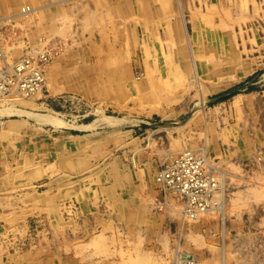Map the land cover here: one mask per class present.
<instances>
[{"label":"rangeland","instance_id":"1","mask_svg":"<svg viewBox=\"0 0 264 264\" xmlns=\"http://www.w3.org/2000/svg\"><path fill=\"white\" fill-rule=\"evenodd\" d=\"M43 1L0 0L1 30L18 26L22 34L7 52L10 60L27 46L38 47L40 36L67 39L47 64L41 91L0 97L3 118L26 114L56 129L82 122L87 130L79 133L95 131L99 143L93 163L97 175L107 173L106 163L114 170L116 160L127 156L132 165L135 156L151 161L154 181L165 159L189 147L206 149L207 159L227 177L243 175L244 163L263 158L264 143L258 151L244 139L254 138L257 129L264 132V0H189V5L185 0H68L36 9ZM22 5L29 10L21 13ZM57 10L64 15L58 17ZM46 114L64 123L46 122ZM101 115L119 122L106 123ZM172 206L179 211L171 213L174 217L191 224L188 234L138 230L135 238L113 227L88 244L101 255L91 264H172L176 252L192 253L204 264H264V203L248 208L249 213L239 210L246 226L233 222L232 228L237 209L228 200L223 217L215 211L183 219L181 202L176 199ZM21 225L23 231L13 239L18 247L6 252L25 247L36 254L33 264L39 263L41 245L44 256L48 248L83 250L72 244V228L69 242L47 243L50 231L39 212ZM215 251L221 252L219 259L209 260Z\"/></svg>","mask_w":264,"mask_h":264},{"label":"crops","instance_id":"2","mask_svg":"<svg viewBox=\"0 0 264 264\" xmlns=\"http://www.w3.org/2000/svg\"><path fill=\"white\" fill-rule=\"evenodd\" d=\"M56 1L45 0L35 8H47L68 0ZM185 4L189 5V0H185ZM56 13L61 17L65 12L57 10ZM247 69L245 64L242 72ZM83 126L85 124L79 122L73 127L62 125L60 128L65 130L56 129L26 114L9 118L0 115V248L3 249L0 264L34 263L36 254L25 247L6 252L9 247H18L19 241L13 239L23 231L22 221L33 212L40 213L50 231L49 236L46 235L47 243L48 240L53 243L54 239L57 245L59 241H68L72 228V244L83 246L78 254L59 251L55 246L56 249L48 248L44 256V245H41L38 264H91L101 255L88 244L93 242V236L102 237L100 233L106 235L113 227L131 231L135 238L138 230L159 232L168 237L174 236L176 230L182 235L191 230L190 223L171 214L177 215L172 206L176 199L181 204L183 199L173 191L162 190L153 181L154 166L149 159L141 161L133 156L131 165L125 156L116 160L114 170L106 163L107 173L97 175L93 163L99 143L93 139L95 131L79 133L87 130ZM262 128L264 131V123ZM244 142L260 151L264 132L257 129L254 138L245 137ZM123 145L127 150L126 144ZM249 149H243V154ZM202 150L210 158L208 151ZM250 163H244L243 175L227 177L224 173L222 176L226 193L229 190V205L237 209L230 218V228L233 222L246 226L244 219L239 217V210L249 213V209H257L264 203V156ZM67 202L74 207L66 209ZM244 204L247 208L239 209ZM213 254L208 258L216 261L221 252Z\"/></svg>","mask_w":264,"mask_h":264},{"label":"built area","instance_id":"3","mask_svg":"<svg viewBox=\"0 0 264 264\" xmlns=\"http://www.w3.org/2000/svg\"><path fill=\"white\" fill-rule=\"evenodd\" d=\"M21 10L26 12L28 6ZM11 20L12 17L7 19ZM1 26L4 25H0V97L31 96L41 91L45 86L47 64L65 48L67 39L40 36L38 47L27 46L21 56L10 60L7 52L14 42L22 39V34L18 26L6 32ZM220 171L222 169L206 160L201 152L186 148L160 164L155 183L162 190L177 193L183 199V215L192 219L223 205L227 193ZM171 263L203 264L189 252H176Z\"/></svg>","mask_w":264,"mask_h":264},{"label":"bare ground","instance_id":"4","mask_svg":"<svg viewBox=\"0 0 264 264\" xmlns=\"http://www.w3.org/2000/svg\"><path fill=\"white\" fill-rule=\"evenodd\" d=\"M58 1V0H57ZM56 1V2H57ZM132 1H134V0H132ZM60 2V1H59ZM7 2L5 1V4H6ZM138 3V2H137ZM50 4V3H49ZM1 5H2V3H1ZM5 6V5H4ZM23 6H28V5H22L21 6V8L23 7ZM45 6V5H44ZM21 8H20V11H21V13H25V12H23L22 10H21ZM2 9V8H1ZM7 10V9H6ZM28 10H29V7H28ZM27 10V11H28ZM117 10V9H116ZM26 11V12H27ZM129 11V10H128ZM114 14V13H113ZM140 14V13H139ZM135 16V15H134ZM167 16V15H166ZM168 17V16H167ZM126 18V17H125ZM129 18H130V16H129ZM132 18V17H131ZM121 20H123L122 18H120ZM127 20H128V18H127ZM124 21V20H123ZM135 24V23H134ZM119 25V24H118ZM183 24L181 23V26H182ZM120 26V25H119ZM136 26H137V24H136ZM184 27V26H183ZM137 28V27H136ZM123 29H124V27H123ZM122 29V30H123ZM166 30V29H165ZM158 31V30H157ZM184 31H185V34H186V30H185V27H184ZM123 32H125V29L123 30ZM140 32V31H139ZM121 33V32H120ZM122 35V34H121ZM156 35V34H155ZM186 36V35H185ZM159 37V36H158ZM126 41H127V39H126ZM137 42V41H136ZM139 42V41H138ZM190 51H193V49L190 47ZM107 57V56H106ZM110 58V57H109ZM191 60H192V58H191ZM195 73V72H194ZM127 81V80H126ZM45 82H46V80H45ZM133 84V83H132ZM86 86V85H85ZM80 88H81V86H80ZM134 89H139V87H135V85H134ZM88 90H90V89H88ZM92 91V90H91ZM134 91V90H133ZM94 96V95H93ZM96 96V95H95ZM5 109V108H4ZM16 109H18V108H16ZM22 110V109H21ZM1 111V110H0ZM14 111V110H13ZM19 111V110H18ZM4 112V111H3ZM7 112V111H6ZM26 112L28 113L29 111H27L26 110ZM36 115V114H35ZM42 117V116H41ZM100 119L102 120V121H104V122H106V123H109V124H115V123H117V122H119L118 120H115V119H112L111 118V116H107V115H101L100 116ZM43 120L45 121L46 120V122H50V123H53V124H55V125H60V124H63L64 122H63V120H61V118H59L58 116H56V115H48L47 116V114H46V116L45 117H43ZM117 121V122H116ZM95 124V123H94ZM190 149H192V148H190ZM194 150H196V151H199V152H201L204 156H205V158H206V160H208L209 162H211L209 159H207L208 157H207V155H206V153L204 152V150H202V149H194ZM207 152V151H206ZM224 171V170H223ZM223 171H220V178H222V175H223V173H225V172H223ZM227 198H224V200H223V205L221 206V207H219V208H214V209H211V210H208V211H206V212H204L205 213V215H206V213H209V212H215V211H218V212H215L216 214H218L219 216H222L223 217V215L225 214V209H226V203H227ZM229 203V202H228ZM228 206V205H227ZM182 208H183V203H182ZM175 209H177V208H175ZM174 209V210H175ZM180 210H181V208H180ZM175 211H177V212H179L178 210H175ZM177 212H175L176 214H178ZM181 217L184 219V215H183V211L181 210ZM223 214V215H222ZM201 215V214H200ZM199 215V216H200ZM202 215H203V213H202ZM215 215V214H214ZM178 216V215H177ZM198 216V217H199ZM186 218V217H185ZM134 230V229H133ZM91 255V254H90ZM202 262V261H201ZM165 263V262H164ZM204 264V263H203Z\"/></svg>","mask_w":264,"mask_h":264},{"label":"trees","instance_id":"5","mask_svg":"<svg viewBox=\"0 0 264 264\" xmlns=\"http://www.w3.org/2000/svg\"><path fill=\"white\" fill-rule=\"evenodd\" d=\"M235 93V91H232L231 93H229V95H232V94H234Z\"/></svg>","mask_w":264,"mask_h":264}]
</instances>
